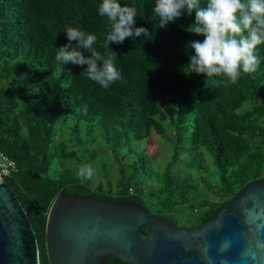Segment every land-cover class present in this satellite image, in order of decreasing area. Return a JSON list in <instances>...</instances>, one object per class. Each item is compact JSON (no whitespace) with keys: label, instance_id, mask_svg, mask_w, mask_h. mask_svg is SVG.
Segmentation results:
<instances>
[{"label":"trees","instance_id":"trees-1","mask_svg":"<svg viewBox=\"0 0 264 264\" xmlns=\"http://www.w3.org/2000/svg\"><path fill=\"white\" fill-rule=\"evenodd\" d=\"M100 3L0 0L1 148L16 163L5 181L30 218L40 264H49L46 222L60 193L137 203L177 227L187 226L183 220L178 225L176 214L189 210L194 215L187 219L196 220L186 224L193 228L262 180L264 44L257 46L255 72L242 73L235 83L215 77L220 82L213 85V78L206 81L186 67L194 55L188 42L205 39L190 32L195 10L161 27L156 0H117L137 8L136 26L149 36L109 43L122 80L105 89L88 79L86 65L61 66L55 59L57 48L68 43L66 26L96 35L93 48L110 54L104 48L109 21L98 15ZM154 134L171 147L161 170L150 167L154 156L138 145ZM99 142L117 169L114 181L113 168L104 170V179L95 173L88 179L65 165L73 160L93 168L96 152L85 146ZM104 264L125 263L108 256Z\"/></svg>","mask_w":264,"mask_h":264},{"label":"water","instance_id":"water-1","mask_svg":"<svg viewBox=\"0 0 264 264\" xmlns=\"http://www.w3.org/2000/svg\"><path fill=\"white\" fill-rule=\"evenodd\" d=\"M49 264H264V180L252 182L218 214L177 227L133 202L60 193L48 213ZM0 264H40L21 202L0 177Z\"/></svg>","mask_w":264,"mask_h":264},{"label":"clouds","instance_id":"clouds-1","mask_svg":"<svg viewBox=\"0 0 264 264\" xmlns=\"http://www.w3.org/2000/svg\"><path fill=\"white\" fill-rule=\"evenodd\" d=\"M193 10L195 23L190 26V32L203 35L205 39L188 42V47L194 51L186 65L188 73L203 74L206 81L213 78L211 83L215 85L220 82L215 77L225 76L235 83L242 73L256 71L260 63L257 46L264 44V0H206L203 5L201 0H156L153 9L161 27L174 23L185 11L191 13ZM97 12L109 21L104 48L110 54L93 48L96 35L79 26H66L64 33L68 43L57 48L55 59L61 66L68 63L86 65L83 72L88 79L107 89L122 80V73L115 66L116 53L109 48V43L122 44L125 38L142 35L146 38L149 32L136 26L135 6L125 4L122 7L117 0H101ZM81 49L89 55L82 54ZM79 175L91 179L94 175L91 165H82Z\"/></svg>","mask_w":264,"mask_h":264},{"label":"rangeland","instance_id":"rangeland-1","mask_svg":"<svg viewBox=\"0 0 264 264\" xmlns=\"http://www.w3.org/2000/svg\"><path fill=\"white\" fill-rule=\"evenodd\" d=\"M140 148H145L146 153L150 156H154V160L152 161L151 164V168H153V170H161L165 167V164L167 163L168 160H170L171 158V147L169 142L158 135H152L150 138L142 141L140 144H138ZM85 148H90L91 150H93L94 152H96V157H95V161L92 162L93 164V172L95 174H99L101 175L100 177L103 176V172L104 170L107 171H111L110 169H112V179L113 181L117 178L118 176V172L117 169L114 168L115 164L114 162L111 160V155L109 152V149L106 148V145L102 144L101 142L96 143L94 145H89L87 144L85 146ZM84 147H82L80 145V148L77 149V155H81L82 151H83ZM85 159L88 160L89 159V153L87 152L85 154ZM66 167L70 168V169H75L78 168L80 169L81 165H78L76 163V161H68L65 162ZM103 165H105L103 167ZM102 179H104L102 177ZM176 218L178 220V225H182L180 222L183 220L184 222L188 223V222H193L194 220H196V217L194 216L191 220H188L187 217H191L192 215H194L192 212H190L189 210H185V212H179L178 214H176ZM187 220V221H185ZM183 224L182 226H187L184 228H188L189 224ZM180 227V226H178Z\"/></svg>","mask_w":264,"mask_h":264},{"label":"built area","instance_id":"built-area-1","mask_svg":"<svg viewBox=\"0 0 264 264\" xmlns=\"http://www.w3.org/2000/svg\"><path fill=\"white\" fill-rule=\"evenodd\" d=\"M16 171V163L9 156H7L1 148V136H0V177H9ZM262 180H264V169L261 174Z\"/></svg>","mask_w":264,"mask_h":264}]
</instances>
